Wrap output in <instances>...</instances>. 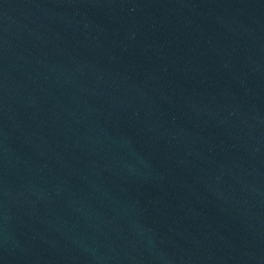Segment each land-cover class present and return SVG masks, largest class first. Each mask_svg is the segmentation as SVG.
<instances>
[{"label":"water","instance_id":"95a60500","mask_svg":"<svg viewBox=\"0 0 264 264\" xmlns=\"http://www.w3.org/2000/svg\"><path fill=\"white\" fill-rule=\"evenodd\" d=\"M0 264H264V0H0Z\"/></svg>","mask_w":264,"mask_h":264}]
</instances>
